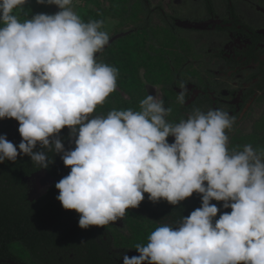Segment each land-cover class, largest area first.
<instances>
[{
	"label": "clouds",
	"instance_id": "clouds-1",
	"mask_svg": "<svg viewBox=\"0 0 264 264\" xmlns=\"http://www.w3.org/2000/svg\"><path fill=\"white\" fill-rule=\"evenodd\" d=\"M28 2L0 0V119L14 118L21 137L14 145L0 134V163L27 155L46 169L48 153L61 154L70 171L55 183L56 199L80 214L82 229L123 219L145 193L171 205L202 194L199 208L156 227L123 264H264V148L230 150L236 117L222 109L194 107L174 123L171 108L151 94L139 110L95 115L119 76L97 59L110 39L104 21L85 22L73 0H36L59 10L22 20ZM66 126L75 137L70 150L59 135ZM38 145L43 151H34ZM211 200L231 211L214 220L219 209Z\"/></svg>",
	"mask_w": 264,
	"mask_h": 264
},
{
	"label": "flooded vegetation",
	"instance_id": "flooded-vegetation-1",
	"mask_svg": "<svg viewBox=\"0 0 264 264\" xmlns=\"http://www.w3.org/2000/svg\"><path fill=\"white\" fill-rule=\"evenodd\" d=\"M123 1L126 14H107L117 23L128 24L113 34L124 33L110 44H117L113 62L119 69V62L126 56L129 74L134 68L141 71L138 83L142 98L146 95L144 89L162 98L164 106L172 110L167 119L174 123L186 118L194 107L202 111L222 109L236 117L232 130L227 131L230 150L237 146L242 150L246 144L254 149L264 148V0ZM93 15L95 18L101 14ZM156 37L158 45L151 46ZM151 72L157 74V80L150 83L147 80ZM118 80L119 76L116 91L110 97L114 109L118 107ZM181 84L187 89L184 104L177 101ZM131 94L127 100L133 107ZM98 111L94 114L98 115ZM18 126L14 118L0 119V134H6L8 141L18 145ZM68 133L66 126L59 134L64 135L66 150L70 149ZM167 139L169 143L174 141L172 136ZM35 150L43 151L39 145ZM48 156L53 163L46 169L38 168L27 155H18L15 162L0 163V199L24 201L32 206L31 211L45 205L53 211L48 223L31 227L33 232L27 238L33 240V250L20 243L23 257L19 261L0 258V264H123L124 255H139L135 245L146 244L156 227L179 222L201 206L202 194L195 192L177 205L163 199L153 203L145 193L140 205L128 209L123 219L104 227L82 229L78 225L80 214L64 209L56 199L59 190L55 183L59 179L53 170L65 165L55 161L54 153ZM40 169H45L54 183L44 194L30 199L35 185L29 178ZM69 171L67 167V174ZM210 203L219 209L214 220L231 211L222 208V202Z\"/></svg>",
	"mask_w": 264,
	"mask_h": 264
},
{
	"label": "trees",
	"instance_id": "trees-1",
	"mask_svg": "<svg viewBox=\"0 0 264 264\" xmlns=\"http://www.w3.org/2000/svg\"><path fill=\"white\" fill-rule=\"evenodd\" d=\"M94 20H104V16L100 15L98 17H95ZM126 40V39H125ZM116 44L113 43L110 45L102 54H106L108 52H111L112 47ZM119 44H122L120 42ZM126 48V47H125ZM113 52L110 53V60L102 62L114 65L115 62H113ZM115 55V54H114ZM126 56L124 57L123 61L119 62V79H121V82H124L125 80H131V74L127 71L125 64H126ZM124 68V70H120ZM120 89L124 92H128V88L124 85L120 87ZM139 90V89H138ZM137 90V93H138ZM131 94L133 97V107L132 104H130V101L123 98L121 94L118 92V107L117 110H123L131 108L133 110H136L139 108V102L142 100V97H139L138 94ZM112 94H110V97ZM108 103H105L103 106H99L97 110L101 111V107L103 108L102 116H106L108 111L114 109L112 106V101L110 100ZM61 140L63 141L64 135H61ZM73 137H69V146L70 149L74 148L75 145L72 142L74 140ZM69 149V150H70ZM54 159L55 161H61V154L54 153ZM50 170V169H49ZM67 166H57L54 168L53 173L58 179L60 180L62 177L66 176L67 172ZM65 171V172H63ZM32 206L27 205L24 201L14 200V199H0V258H6L14 261H19L21 257H23V250L20 247V243L29 251L33 250V240L31 238H27V235L29 233L33 232V229L31 228L35 224H41V223H48L49 220H52L53 211L51 206H38L36 209H33L31 211ZM59 216V215H58ZM57 216V217H58ZM36 239V238H35ZM22 240V241H20ZM40 238H37L36 241H39ZM35 241V240H34ZM7 264V263H6Z\"/></svg>",
	"mask_w": 264,
	"mask_h": 264
},
{
	"label": "rangeland",
	"instance_id": "rangeland-1",
	"mask_svg": "<svg viewBox=\"0 0 264 264\" xmlns=\"http://www.w3.org/2000/svg\"><path fill=\"white\" fill-rule=\"evenodd\" d=\"M98 1V3L96 2ZM98 4H101V8H99ZM73 10L76 11L81 18L85 21L88 22L90 19L94 20V13H99L101 15H104V27L102 30L107 31L109 33V36L113 35L115 32L118 30H121L123 28H126L128 26L127 23H117L114 19H111L107 16V14L112 13L115 16H121L126 14L127 9L125 8V3L123 0H73ZM59 9L55 5H44V4H37L36 0H29V2L24 6L23 12L20 14V18L27 19L30 18L32 15L37 14V13H44V14H53ZM154 28V26H151V28ZM158 27V26H155ZM151 46L158 45V38L156 37V40H151ZM117 45L114 44V46L111 49V52H108L104 55H102L100 58H98L99 61H109L110 60V53H117ZM113 57L115 55L113 54ZM156 73L151 72L149 76V80L147 82H154L157 80L156 78ZM133 76L131 80H125L124 82H121L119 79L118 80V87H119V94L123 96V98L127 99L129 97V93H137V90L139 89V83L138 80L142 76L141 71L137 70L136 68L133 69ZM148 84L150 87H152L151 84ZM125 86L128 88V92H124L120 89V87ZM143 90V89H142ZM138 93H140V89L138 90ZM137 93V94H138ZM142 93V92H141ZM145 94H149L147 89H144ZM139 97H142L141 95H137ZM110 97V96H109ZM109 97L107 98L105 103H108ZM143 99V98H142ZM103 108L101 107V111H98V115H102ZM136 110H139L136 109Z\"/></svg>",
	"mask_w": 264,
	"mask_h": 264
},
{
	"label": "water",
	"instance_id": "water-1",
	"mask_svg": "<svg viewBox=\"0 0 264 264\" xmlns=\"http://www.w3.org/2000/svg\"><path fill=\"white\" fill-rule=\"evenodd\" d=\"M124 33H118L110 37L109 44L105 46L104 50L117 38L123 36ZM103 50V51H104ZM102 51V52H103ZM100 53H97L98 56ZM35 185L33 192L30 194V199H36L40 195L44 194L49 186L54 183V179L47 174L45 169H40L34 172L31 177L29 178Z\"/></svg>",
	"mask_w": 264,
	"mask_h": 264
}]
</instances>
